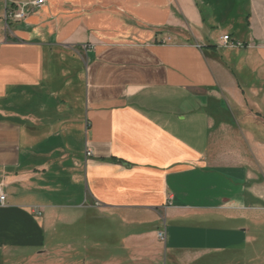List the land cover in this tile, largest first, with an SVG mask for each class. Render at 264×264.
Instances as JSON below:
<instances>
[{"label": "crops", "instance_id": "1", "mask_svg": "<svg viewBox=\"0 0 264 264\" xmlns=\"http://www.w3.org/2000/svg\"><path fill=\"white\" fill-rule=\"evenodd\" d=\"M34 1L0 0V264H264L259 1L45 0L6 22Z\"/></svg>", "mask_w": 264, "mask_h": 264}, {"label": "built area", "instance_id": "2", "mask_svg": "<svg viewBox=\"0 0 264 264\" xmlns=\"http://www.w3.org/2000/svg\"><path fill=\"white\" fill-rule=\"evenodd\" d=\"M45 0H36L31 3H24L19 5L16 9H12L7 11L5 15V20L8 22V20H14V21H24L29 13V8H38L41 7L45 4ZM1 33V31H0ZM222 44L224 46L230 47V48H242L243 44L241 43H235L231 41L230 36H224L221 37ZM88 156H91L92 153L88 151L87 153ZM5 181L0 180V206H5L7 202V195L5 193ZM33 212L37 215H41V211L37 208H33ZM158 238L160 240L165 239V234L164 232H159L158 233Z\"/></svg>", "mask_w": 264, "mask_h": 264}, {"label": "rangeland", "instance_id": "3", "mask_svg": "<svg viewBox=\"0 0 264 264\" xmlns=\"http://www.w3.org/2000/svg\"><path fill=\"white\" fill-rule=\"evenodd\" d=\"M258 8L259 9H264V0H258ZM227 26V25H226ZM226 26H222L221 30H226V31H230V27H226ZM235 66V65H233ZM156 255V259L154 261V264H190V263H186L185 261L181 262L179 261L178 263L175 262V260H172L170 257L169 252H167L164 248L161 249L160 251H156L155 253ZM146 259H149V262L146 261ZM203 263L200 264H208L207 259H205L204 261H202ZM138 264H152L151 259L150 258H144V256H140V258L137 261ZM198 264V263H196Z\"/></svg>", "mask_w": 264, "mask_h": 264}]
</instances>
